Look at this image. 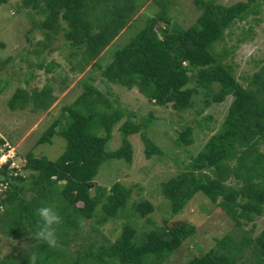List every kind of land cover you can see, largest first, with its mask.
Wrapping results in <instances>:
<instances>
[{
  "label": "trees",
  "instance_id": "1",
  "mask_svg": "<svg viewBox=\"0 0 264 264\" xmlns=\"http://www.w3.org/2000/svg\"><path fill=\"white\" fill-rule=\"evenodd\" d=\"M9 1L0 0V6ZM137 1L143 0H22V4L44 15L36 27L45 31V41L63 32L65 44L80 50L84 59L75 70L77 74L98 66L107 85L135 88L156 107L171 106L178 112L191 107L194 91L188 83L193 76L206 84L222 86L214 101L232 100L219 129L195 156L190 155L181 173L162 184L161 194L170 203L169 218L180 214L201 192L235 228H241L264 215V63L240 82L232 76L231 65L224 63L229 51L223 48L217 53L215 46L223 42L236 21L256 16L259 2L222 5L213 0H193L200 14L192 25L181 28L167 12L168 5L155 0L159 12L145 17L143 27L102 67L100 56L131 26ZM253 22L257 24V19ZM93 80L79 81L83 91L63 109L64 124L62 119L53 121L36 142L50 144L53 136L59 135L66 142L63 153L54 161L31 152L25 155L23 169L30 173L28 187L27 177L14 173L10 161L0 167V184L7 187L0 194V232L6 238H27L31 243L21 252L1 258L0 264H29L32 254L37 255V264H163L194 234L190 225H168V217L161 226L138 234L133 220L144 219L154 211L146 200L131 201L133 188L139 193L144 189L138 185L126 187L118 181L110 186L96 183L106 161L122 160L131 165V135L140 136L146 159L161 151L143 132L152 120L134 122L132 115L113 106ZM29 100L35 102L34 110L48 111L57 99L49 86L31 94L18 89L9 105L12 109L24 108ZM193 123L178 133V146L193 144L194 128L210 130L199 120ZM116 125L123 141L117 150L109 151L106 146ZM96 130H102L103 136L95 134ZM25 192H31L30 199L21 196ZM43 205L53 207L63 218L56 229L58 247L54 249L31 237L38 220L36 211ZM121 216L127 221L113 242L103 237L99 244L94 238L87 239L73 253L69 251L85 220H94L99 226ZM92 232H97L96 227ZM243 259L246 264H264V227L255 238L235 239L225 234L210 250L201 251L185 264H239Z\"/></svg>",
  "mask_w": 264,
  "mask_h": 264
},
{
  "label": "rangeland",
  "instance_id": "2",
  "mask_svg": "<svg viewBox=\"0 0 264 264\" xmlns=\"http://www.w3.org/2000/svg\"><path fill=\"white\" fill-rule=\"evenodd\" d=\"M159 1L168 5L167 12L169 11L172 20L181 28L192 25L200 14L193 0ZM213 1L222 5H231L247 0ZM256 1L259 2L258 14L241 22L236 21L227 30L223 42L215 46L217 53L223 48L229 51L224 63L231 65L232 76L240 82L256 72L264 63V0ZM137 3L131 26L126 27L100 56L98 63L102 67L111 61L115 51L123 48L143 27L145 17L159 12V5L155 0H143ZM43 18L44 15L35 9L24 8L22 0H10L0 6V44H3V47H0V142L2 143L0 148L1 155L5 154L0 159V163L10 161L9 168L13 169L14 173L27 177L25 185L28 187L30 173L23 169L25 155L31 152L37 157L43 156L54 161L63 153L66 142L59 135H54L50 144L37 145L36 142L53 121L63 118V109L71 105L83 91L79 81L85 78L94 79L93 84L99 91L113 103L114 107L132 115L131 119L134 122L139 123L145 118L152 120L143 132L161 151L160 155L146 159L140 136L131 135L128 137L133 150L131 165L122 160H108L100 167L95 181L103 186H110L118 181L126 187L135 185L142 187L144 190L141 193L133 188L131 201L146 200L153 205L154 211L144 219L133 220V226L138 234L155 226H161L165 218L171 215L170 203L161 194L162 184L181 173L189 162L190 155L195 156L211 135L219 129L232 98L227 97L222 103L215 102L214 98L222 86L217 83L206 84L201 78L193 76L188 83V87L194 91L191 98L193 104L188 109L178 112L171 106L163 108L154 106L135 88L128 90L117 85H107L102 80L98 66L97 69L90 66L83 73L77 74L76 71L83 65L84 59L80 50L65 44L63 32L45 41V31L36 27ZM253 19H257V24ZM244 32L247 33L245 37L242 35ZM39 65L41 67H38ZM46 86L52 87V95L57 99L48 111L34 110L35 102L31 100L24 108L10 107L9 101L18 89L31 94ZM19 102L22 105L24 101L21 99ZM208 117L211 120H206ZM195 120L206 124L210 130L203 127L194 128L193 144L189 147L178 146L175 143L178 133L185 125L194 126ZM61 122L64 124L63 119ZM118 125L114 127L111 139L107 143L106 149L109 151L117 150L122 144L123 137L117 130ZM95 134L103 136L104 132L96 130ZM6 189V186L0 184V194ZM21 196L26 200L30 199L31 192H25ZM128 207L126 212L129 211ZM2 211L0 210V216L3 214ZM124 217L109 220L99 226L94 220H85L82 230L78 232L79 238L73 240L72 246L68 248L69 251L73 253L79 245L88 242L87 239L94 238L99 244L103 237L113 242L120 234L122 225L127 221ZM148 219L153 223H149ZM167 221L168 225L176 222L190 225L194 228V234L163 264H185L192 257L198 256L201 251L210 250L216 240L225 234H230L235 239L245 236L255 238L264 227L263 215L255 217L252 222L241 228H235L234 223L201 192L186 204L180 214ZM92 227H96L97 232H92ZM30 244L27 238L15 241L6 238L0 232V259L6 255H15ZM246 262L243 259L239 264Z\"/></svg>",
  "mask_w": 264,
  "mask_h": 264
},
{
  "label": "clouds",
  "instance_id": "3",
  "mask_svg": "<svg viewBox=\"0 0 264 264\" xmlns=\"http://www.w3.org/2000/svg\"><path fill=\"white\" fill-rule=\"evenodd\" d=\"M38 220L34 234L31 235L37 241L43 242L49 248L58 247L57 226L63 222V218L58 211L48 205L39 207L36 211ZM29 264H37L36 254L28 256Z\"/></svg>",
  "mask_w": 264,
  "mask_h": 264
},
{
  "label": "built area",
  "instance_id": "4",
  "mask_svg": "<svg viewBox=\"0 0 264 264\" xmlns=\"http://www.w3.org/2000/svg\"><path fill=\"white\" fill-rule=\"evenodd\" d=\"M5 156V154L4 153H2V155H0V159L2 158V157H4ZM8 162V161H7ZM6 163V161L4 162V163H0V167L3 165V164H5Z\"/></svg>",
  "mask_w": 264,
  "mask_h": 264
},
{
  "label": "crops",
  "instance_id": "5",
  "mask_svg": "<svg viewBox=\"0 0 264 264\" xmlns=\"http://www.w3.org/2000/svg\"><path fill=\"white\" fill-rule=\"evenodd\" d=\"M89 68V67H88Z\"/></svg>",
  "mask_w": 264,
  "mask_h": 264
}]
</instances>
